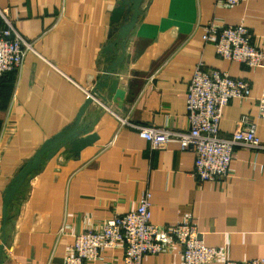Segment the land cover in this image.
Wrapping results in <instances>:
<instances>
[{
  "label": "crops",
  "instance_id": "0c3cea01",
  "mask_svg": "<svg viewBox=\"0 0 264 264\" xmlns=\"http://www.w3.org/2000/svg\"><path fill=\"white\" fill-rule=\"evenodd\" d=\"M119 0H0L17 31L30 41L21 66L0 82V242L4 190L41 145L77 122L85 91L99 81L105 47L115 37L111 14ZM126 39L123 62L78 122L79 136L97 139L78 156L60 147L33 173L7 209L0 264H64L79 233L134 209L151 195V222L169 227L191 217L207 246L244 261L264 258V151L236 148L223 181L198 183L194 155L171 138L150 149L126 119L141 126L186 130L187 87L196 63L250 84L246 99H231L219 123L222 136L242 117L264 143L257 98L264 67L226 61L204 43L206 25H243L264 52V0L235 6L215 0H145ZM1 26V21H0ZM121 52H118L120 55ZM110 58L114 56L111 54ZM121 247L85 264H123ZM223 256V257H224ZM220 257L210 264H223ZM141 264H184L173 240Z\"/></svg>",
  "mask_w": 264,
  "mask_h": 264
},
{
  "label": "built area",
  "instance_id": "2783aa9c",
  "mask_svg": "<svg viewBox=\"0 0 264 264\" xmlns=\"http://www.w3.org/2000/svg\"><path fill=\"white\" fill-rule=\"evenodd\" d=\"M235 6L246 0H215ZM0 79L3 74L18 69L33 44L14 27L7 9L0 8ZM204 43H212L216 55L226 61L241 63L249 68L264 67V52L252 43V34L243 25H206ZM87 98L96 99L90 90ZM250 84L243 78H233L226 71L208 69L199 60L187 87L186 115L188 128L184 131L166 127L141 126L126 119L121 125L138 132L150 149H161L169 139L178 141L180 150L194 155L191 175L198 183L223 181L229 175V165L236 148L264 151V143L255 134V125L242 117L239 126L229 136H222L219 123L224 108L231 99H246ZM258 118H264V92L257 98ZM151 195L145 191L137 206L98 228L75 236L70 254L64 264H85L97 260L101 253L121 247L123 264H141L145 255H157L175 241L181 249L184 264H210L223 258V264H264V258L244 261L230 259L216 247L204 243L201 232L191 217L185 221L160 227L151 222ZM224 256V257H223Z\"/></svg>",
  "mask_w": 264,
  "mask_h": 264
},
{
  "label": "water",
  "instance_id": "95a60500",
  "mask_svg": "<svg viewBox=\"0 0 264 264\" xmlns=\"http://www.w3.org/2000/svg\"><path fill=\"white\" fill-rule=\"evenodd\" d=\"M144 1L145 0H119L116 7H114L112 10L111 22L113 24L112 31L115 37L103 51L102 59L104 61L107 60L109 63L104 66L99 81L91 89V95L93 97L103 99L100 92L106 87L109 88V97L114 94L118 80L112 79L109 83V79L116 72L117 66L123 62L126 39L137 23L139 16L143 12L142 6ZM119 51L121 52L120 55H118ZM111 54L114 56L113 59L110 58ZM92 101V98H87L84 105L81 107L79 116L77 117V122H75L71 127L60 131L45 141L33 154V156L20 167L17 174L12 178L10 183L5 188L2 210L4 229L3 237L0 242V258L7 238L5 227L6 224L10 222V218L7 217V209L12 205L16 194L27 181L29 176L39 171L45 159L51 157L58 149H60V147L68 145L69 153L78 156L84 148L91 145L97 139L96 135L93 134L81 137L79 136L80 133L78 131V122L80 116L92 103Z\"/></svg>",
  "mask_w": 264,
  "mask_h": 264
},
{
  "label": "trees",
  "instance_id": "16d2710c",
  "mask_svg": "<svg viewBox=\"0 0 264 264\" xmlns=\"http://www.w3.org/2000/svg\"><path fill=\"white\" fill-rule=\"evenodd\" d=\"M3 77V76H2ZM2 77H1V79H2ZM1 79H0V82H1Z\"/></svg>",
  "mask_w": 264,
  "mask_h": 264
}]
</instances>
